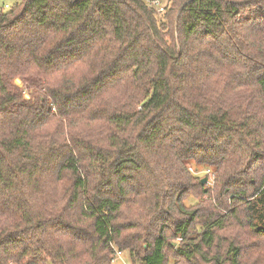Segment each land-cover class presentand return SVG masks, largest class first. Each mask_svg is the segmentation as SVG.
<instances>
[{
    "label": "trees",
    "instance_id": "16d2710c",
    "mask_svg": "<svg viewBox=\"0 0 264 264\" xmlns=\"http://www.w3.org/2000/svg\"><path fill=\"white\" fill-rule=\"evenodd\" d=\"M144 1L0 10V264H264V0Z\"/></svg>",
    "mask_w": 264,
    "mask_h": 264
},
{
    "label": "rangeland",
    "instance_id": "374dc122",
    "mask_svg": "<svg viewBox=\"0 0 264 264\" xmlns=\"http://www.w3.org/2000/svg\"><path fill=\"white\" fill-rule=\"evenodd\" d=\"M162 3H161V8L158 6V8H160V10L162 9V8H166V7H168L169 5H170V2H169V0H160ZM14 4V0H0V10H4V7L5 6H12ZM160 10L159 9H157V10H154L155 11V14H156V19L159 21L160 20V18L162 17V11L160 12ZM15 84H16V82H15ZM17 86H22L21 84L20 85H18V84H16ZM25 99H28V96L26 95L25 96ZM197 171V172H196ZM190 172L193 174V175H195V176H199V177H201V178H204L206 175H209V174H211L210 172H211V170H207L206 168H204V167H198L197 169H196V167L195 166H193V165H190ZM204 186H207V184L205 183L204 184ZM196 203V200H194V198H192V197H190V198H188L186 201H185V205L186 206H191V205H193V204H195ZM112 264H142V263H139V262H137V263H133L132 261H131V259H130V256H129V254H127V253H123L120 257H118V258H115L114 259V261H113V263ZM168 264H172V262L170 261Z\"/></svg>",
    "mask_w": 264,
    "mask_h": 264
},
{
    "label": "built area",
    "instance_id": "2783aa9c",
    "mask_svg": "<svg viewBox=\"0 0 264 264\" xmlns=\"http://www.w3.org/2000/svg\"><path fill=\"white\" fill-rule=\"evenodd\" d=\"M144 2H145V4L148 6V8L153 9V10H157V9L160 10V8L162 7V6H161V3H162V2H161L160 0H145ZM158 6H159L160 8H158ZM7 7H8V6H5L6 9H7ZM166 8H167V7H166ZM166 8H162V9L160 10V12L163 11L164 9H166ZM120 255H121V253H116V254H115V258L120 257ZM112 263H113V262H112Z\"/></svg>",
    "mask_w": 264,
    "mask_h": 264
},
{
    "label": "water",
    "instance_id": "95a60500",
    "mask_svg": "<svg viewBox=\"0 0 264 264\" xmlns=\"http://www.w3.org/2000/svg\"><path fill=\"white\" fill-rule=\"evenodd\" d=\"M15 82H16V84H18V85L21 84L20 80H16ZM206 181H207V180H206L205 178L202 179V180H201V185H204V184L206 183Z\"/></svg>",
    "mask_w": 264,
    "mask_h": 264
},
{
    "label": "crops",
    "instance_id": "0c3cea01",
    "mask_svg": "<svg viewBox=\"0 0 264 264\" xmlns=\"http://www.w3.org/2000/svg\"><path fill=\"white\" fill-rule=\"evenodd\" d=\"M122 254H123V253H122ZM122 254H121V255H122ZM121 255H120V256H121Z\"/></svg>",
    "mask_w": 264,
    "mask_h": 264
}]
</instances>
